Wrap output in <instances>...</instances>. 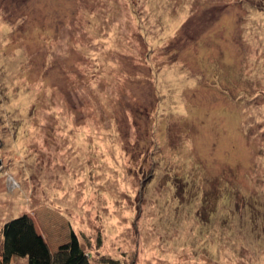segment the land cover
<instances>
[{
  "label": "rangeland",
  "instance_id": "rangeland-1",
  "mask_svg": "<svg viewBox=\"0 0 264 264\" xmlns=\"http://www.w3.org/2000/svg\"><path fill=\"white\" fill-rule=\"evenodd\" d=\"M23 214L93 264H264V0H0V257Z\"/></svg>",
  "mask_w": 264,
  "mask_h": 264
},
{
  "label": "trees",
  "instance_id": "trees-1",
  "mask_svg": "<svg viewBox=\"0 0 264 264\" xmlns=\"http://www.w3.org/2000/svg\"><path fill=\"white\" fill-rule=\"evenodd\" d=\"M1 233L0 264H12L14 256L27 258V264H93L90 253L84 249L74 230L67 242L52 251L28 214L7 221ZM105 255L104 261L98 264H122L118 258Z\"/></svg>",
  "mask_w": 264,
  "mask_h": 264
}]
</instances>
